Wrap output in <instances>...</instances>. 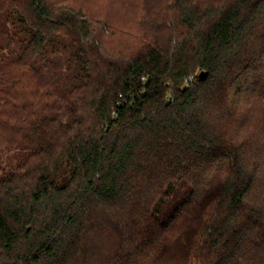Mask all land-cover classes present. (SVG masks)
I'll return each instance as SVG.
<instances>
[{
	"label": "trees",
	"instance_id": "trees-1",
	"mask_svg": "<svg viewBox=\"0 0 264 264\" xmlns=\"http://www.w3.org/2000/svg\"><path fill=\"white\" fill-rule=\"evenodd\" d=\"M139 1L0 0V264H264V0Z\"/></svg>",
	"mask_w": 264,
	"mask_h": 264
},
{
	"label": "rangeland",
	"instance_id": "rangeland-1",
	"mask_svg": "<svg viewBox=\"0 0 264 264\" xmlns=\"http://www.w3.org/2000/svg\"><path fill=\"white\" fill-rule=\"evenodd\" d=\"M139 5V0H89V9L94 11V15L103 21L121 26L123 31L115 35L113 46H123L131 42L127 29L136 27L137 20L140 19L142 12Z\"/></svg>",
	"mask_w": 264,
	"mask_h": 264
},
{
	"label": "built area",
	"instance_id": "built-area-1",
	"mask_svg": "<svg viewBox=\"0 0 264 264\" xmlns=\"http://www.w3.org/2000/svg\"><path fill=\"white\" fill-rule=\"evenodd\" d=\"M189 80H191V78H189Z\"/></svg>",
	"mask_w": 264,
	"mask_h": 264
}]
</instances>
